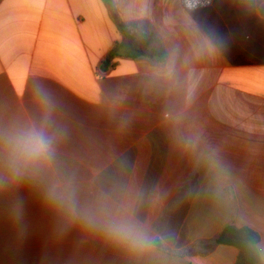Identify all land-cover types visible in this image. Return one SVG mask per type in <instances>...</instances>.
Here are the masks:
<instances>
[{"label": "crops", "instance_id": "1", "mask_svg": "<svg viewBox=\"0 0 264 264\" xmlns=\"http://www.w3.org/2000/svg\"><path fill=\"white\" fill-rule=\"evenodd\" d=\"M119 19L160 57L105 70ZM42 96L55 169L103 170L150 243L2 216L0 264H102L100 246L103 264H236L215 243L230 223L260 234L264 262V0H0V133L40 121Z\"/></svg>", "mask_w": 264, "mask_h": 264}, {"label": "clouds", "instance_id": "2", "mask_svg": "<svg viewBox=\"0 0 264 264\" xmlns=\"http://www.w3.org/2000/svg\"><path fill=\"white\" fill-rule=\"evenodd\" d=\"M41 99L48 110L40 121L0 133V153L10 174L18 180L46 181L47 202L71 224L101 231L117 243L147 247L150 239L146 226L122 191L101 189L82 200L72 178L57 177L55 165L62 134L51 118L47 96ZM186 143L195 146L192 141Z\"/></svg>", "mask_w": 264, "mask_h": 264}, {"label": "rangeland", "instance_id": "3", "mask_svg": "<svg viewBox=\"0 0 264 264\" xmlns=\"http://www.w3.org/2000/svg\"><path fill=\"white\" fill-rule=\"evenodd\" d=\"M55 173L59 178H72L82 200L90 199L103 189V170L55 169ZM46 183L14 178L5 156L0 153V217L6 216L12 226L81 227L71 224L47 202ZM99 248V256H94L92 263L100 261L103 264V246Z\"/></svg>", "mask_w": 264, "mask_h": 264}, {"label": "trees", "instance_id": "4", "mask_svg": "<svg viewBox=\"0 0 264 264\" xmlns=\"http://www.w3.org/2000/svg\"><path fill=\"white\" fill-rule=\"evenodd\" d=\"M199 5H206L210 0H193ZM118 28L123 37L122 42H117L106 55V62L109 64L105 70L115 66L117 58L139 59L142 57L152 58L160 55L155 49L159 45V39L150 30L139 26L136 23H127L119 19ZM261 241L260 234L251 227H239L234 223L227 224L215 240L217 245H227L238 250L236 264H264L257 245ZM156 246L162 248L156 241Z\"/></svg>", "mask_w": 264, "mask_h": 264}, {"label": "water", "instance_id": "5", "mask_svg": "<svg viewBox=\"0 0 264 264\" xmlns=\"http://www.w3.org/2000/svg\"><path fill=\"white\" fill-rule=\"evenodd\" d=\"M108 64H109V62L107 61L105 65L108 66Z\"/></svg>", "mask_w": 264, "mask_h": 264}]
</instances>
